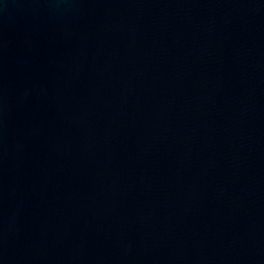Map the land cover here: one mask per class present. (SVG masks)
I'll use <instances>...</instances> for the list:
<instances>
[{"label": "water", "instance_id": "water-1", "mask_svg": "<svg viewBox=\"0 0 264 264\" xmlns=\"http://www.w3.org/2000/svg\"><path fill=\"white\" fill-rule=\"evenodd\" d=\"M0 264H264V0H0Z\"/></svg>", "mask_w": 264, "mask_h": 264}]
</instances>
